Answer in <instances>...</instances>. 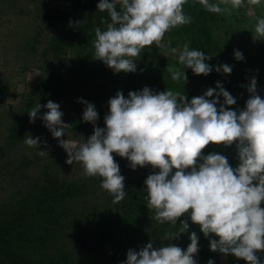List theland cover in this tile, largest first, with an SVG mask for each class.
Returning <instances> with one entry per match:
<instances>
[{"label":"clouds","instance_id":"1","mask_svg":"<svg viewBox=\"0 0 264 264\" xmlns=\"http://www.w3.org/2000/svg\"><path fill=\"white\" fill-rule=\"evenodd\" d=\"M261 0H223L239 8L245 3L259 4ZM117 3L121 8L117 9ZM187 0H98V9L107 10L111 22L107 28L95 29L93 41L96 57L102 58L114 71H136L135 58L146 45L165 46V32L173 26L190 23L192 16L183 7ZM211 12H223L219 0H200ZM256 32L264 36V16L257 17ZM188 41L179 51L183 70L169 65L173 79H187L185 66L195 73L216 71L230 73L232 65L207 62L211 55L201 48L189 47ZM237 59H244L242 50L235 49ZM209 87L189 100L185 93L171 88L156 91L145 85L138 90H123L109 98L105 126L95 124L99 118L95 103L79 97L86 106L83 119L94 123L93 133L77 144L60 139L68 152L67 161L83 162L85 173L99 176L101 186L113 194L114 201L124 199L128 192L125 176L113 152L127 157L130 167L151 163L153 171L145 178L149 208L161 223H177L181 214L191 209L190 216L198 222L203 233L217 234L210 238L212 250L233 253L250 264H264L257 254L264 249V98L257 92V77L252 76L247 88L252 93L243 108H230L236 103L223 82ZM215 94V95H214ZM223 96V102L220 97ZM42 107L48 111L39 112ZM42 116L53 136L61 137L69 123L59 102L49 99L29 110L34 122ZM59 125V127H58ZM236 143L239 164L233 166L227 155L216 151L207 154L202 149L209 142ZM39 136L30 135L27 145H38ZM41 155L44 153L41 152ZM184 231L187 220L180 223ZM177 232V233H178ZM177 233H170L171 239ZM199 235L190 233L186 249L174 243L153 247L149 240L139 250L129 248L127 258L119 264H198L194 253L199 249ZM207 264H215L209 258Z\"/></svg>","mask_w":264,"mask_h":264},{"label":"trees","instance_id":"2","mask_svg":"<svg viewBox=\"0 0 264 264\" xmlns=\"http://www.w3.org/2000/svg\"><path fill=\"white\" fill-rule=\"evenodd\" d=\"M116 6L118 10L121 8L120 3ZM216 15L217 12L197 7L194 20L182 27L192 33L187 38L189 47L201 48L210 54L214 61L211 58L207 62L214 66L231 57L227 44L223 45L225 53L218 56L216 54L223 49L214 39L211 30V23L216 20ZM42 22L51 32V49L56 54L68 42L96 37L95 29H106L111 17L107 10L98 9V0H56L43 11ZM169 65L158 63L155 59L142 58L137 63V69L151 72L153 89L161 91L172 86ZM172 65L176 64L173 62ZM81 71L85 75H81ZM185 72L189 76L197 75L206 79L208 86L220 81L221 71H216L215 67L207 74L195 73L188 66ZM116 73L103 59H100L98 68L90 71L85 65H75L71 60H64L47 76L48 82L39 93L49 91L51 100H54L60 91L67 90L71 94L82 88L85 99L94 102L98 110L99 118L95 124L103 127L109 104L106 98L99 104L96 94L101 87L109 84L113 87L115 81H126V75L119 80L107 79ZM134 76L135 74L130 78V84L134 83ZM127 87L128 84H124L119 89L126 96ZM188 92L184 90L182 93L188 95ZM78 103L74 99L73 107L78 108ZM28 105H34L33 98ZM82 105L86 106L84 103ZM29 121L27 118L10 127L9 137L13 142L27 138ZM65 122L69 123L65 126L67 129L91 133L94 131V128L91 130L94 123L84 120L81 113H68ZM219 144L210 141L202 152L222 153L223 151L218 150ZM49 154L52 155L51 152ZM113 155L119 162L120 169L130 164L127 157L115 152ZM40 160L43 157L34 153L20 160L16 168H27ZM42 166L40 173L31 179L24 190L17 191L7 201H0V264H119L127 258L129 248L139 250L149 240H153V247L174 243L186 249L191 242L192 231L199 235V249L193 254L198 263L223 253L211 249L210 238L218 236L215 233L206 236L200 224L191 219V209L181 214L176 224L161 223L156 218V209L149 208L147 204V176L127 175L125 188L128 195L116 202L113 194L101 186L102 177H93L89 181L65 180L54 172L58 166L57 159L45 162ZM183 220H187L189 228L178 232ZM170 233L177 234L170 239ZM238 263L245 264L240 259Z\"/></svg>","mask_w":264,"mask_h":264},{"label":"rangeland","instance_id":"3","mask_svg":"<svg viewBox=\"0 0 264 264\" xmlns=\"http://www.w3.org/2000/svg\"><path fill=\"white\" fill-rule=\"evenodd\" d=\"M55 1L0 0V201H7L17 191L24 190L30 184L31 179L40 173L42 165L53 159H57L58 166L55 167L54 172L60 179L89 181V179L97 177L87 175L81 161L76 160L73 163H68L69 154L59 143L60 139L68 138L78 144L83 137L87 139L92 134L90 131L79 132L65 127V133L61 137H55L44 123L42 116L38 115L34 122L29 116V110L38 102L44 105L47 100L51 99L49 91L41 94L39 92L48 82L46 81L47 76L64 60H71L75 65H85L90 71V69L98 68L100 59H102L96 57L93 43L96 37L75 40L74 43L68 42L62 51L53 53L51 32L44 27L42 15L43 11ZM219 2H221L224 11L217 13L216 20L211 23V30L214 39L223 48L216 52L217 56L225 53L223 45L227 44L231 61L227 57L224 62L232 65L230 73L221 71L220 81L237 97L235 104L226 105V107L243 108L246 106L243 105L246 102L242 103L241 100L246 101L252 94L247 88L252 76L257 77V92L264 98V36L257 33L255 28L257 17L264 16V0L255 5L245 3L239 8L233 7L230 3L224 4L223 0H219ZM197 7L206 9L200 0H187L183 10L194 20ZM186 24L173 26L165 32L163 37L165 46L158 47L155 43L146 45L140 56L135 58V62L138 63L142 58L144 60L155 59L156 62H163L166 65H172L174 62L178 69L183 70L184 65L178 59L179 51H173V49H182L183 44L188 41V35H192L191 32L182 29ZM235 49L242 50L244 59L235 57ZM186 68L187 66H185ZM111 69L113 70L112 67ZM133 74H135L134 83L130 84ZM81 75H85V72L81 71ZM125 75L124 83L115 81L113 87L109 84L107 87L99 89L96 94L99 104H102L100 101L105 98L108 102L109 98L115 95L124 84H128V87L125 88L127 93L129 90L141 89L145 85L154 88L152 87L153 75L151 72L139 69L136 71L120 70L107 79L119 80ZM171 83L172 86L168 88L175 91L188 90L189 100L195 95L203 94L209 87H217L216 82L210 83L208 86L209 83L206 79L188 74L186 81L183 78L173 79L171 75ZM49 84L53 85L54 83L49 82ZM79 97L85 98L82 88L71 94L67 90L60 91L58 97L54 99L59 102L63 110L62 119L64 121L68 113L83 114L85 106L82 105L83 102L78 99ZM32 98L34 105L31 107L28 104ZM74 99L79 102L78 108L73 107ZM223 99L221 96L218 103L223 102ZM106 110V112L109 111V109ZM45 111H48L46 107L39 110L41 113ZM27 118L30 120L27 137L30 135L39 136L38 145H27L25 139L13 142L9 137L10 127ZM92 128H94L93 125H91V130ZM219 143L218 150L228 156L230 164L234 167L237 166L239 157L236 143L233 142L231 145ZM41 152L44 154L41 155ZM50 152L52 155L49 154ZM34 153L39 154L40 158L43 157V160L31 164L27 168H16L20 160ZM129 165L120 169L125 177L127 175L147 176L151 172L159 170L158 167L153 168L151 163L136 168ZM261 206L264 207V201L261 202ZM257 254L261 260H264V249H258ZM210 258H214L215 264H239L238 259L245 264H250L245 258L237 257L233 253H221ZM208 259L198 264H207Z\"/></svg>","mask_w":264,"mask_h":264}]
</instances>
